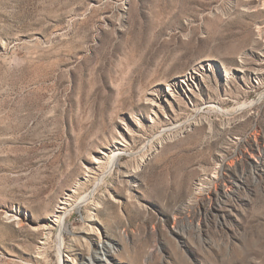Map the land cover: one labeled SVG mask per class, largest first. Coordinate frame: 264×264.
I'll use <instances>...</instances> for the list:
<instances>
[{"label": "rangeland", "instance_id": "rangeland-1", "mask_svg": "<svg viewBox=\"0 0 264 264\" xmlns=\"http://www.w3.org/2000/svg\"><path fill=\"white\" fill-rule=\"evenodd\" d=\"M103 233L118 264H264V0H0V264Z\"/></svg>", "mask_w": 264, "mask_h": 264}, {"label": "bare ground", "instance_id": "bare-ground-1", "mask_svg": "<svg viewBox=\"0 0 264 264\" xmlns=\"http://www.w3.org/2000/svg\"><path fill=\"white\" fill-rule=\"evenodd\" d=\"M197 75L200 76L199 68L193 67V69H191V70H189L183 74H177V75L173 76L170 84H167V89L166 90L160 89L158 91V93H156L157 98H159L160 100L165 99L167 101L168 98H170V96H171L172 98L176 99V96L178 93L181 95H185L187 98H192V96H194V92L192 91L190 81L195 80L197 78L196 77ZM180 77H181V79H179ZM182 84L185 85L186 88L182 87ZM175 93H177V94H175ZM149 99L151 101H149L147 99L146 102H149V104L151 106L154 107L157 105L155 103L154 98H149ZM174 125H175L174 119H173V121H168V123L165 124V126H167L166 129H170V127H172ZM115 144H116L115 148L111 149L112 159H115L118 156L122 155L123 152L125 151L124 148H122L120 146L118 147V144L124 145V143L120 142L119 140H116ZM102 160H103L102 157L98 156V157H94L92 159V162L95 163L96 166H99L101 164ZM216 178H217V176L213 175V179H210V180L217 182V181H215ZM207 179H209V178H207ZM201 181H202V178H201ZM214 184H215L214 185L215 189H217L218 185H216V183H214ZM237 185H238V183H237ZM202 186H203V184H202ZM195 189L197 190V192H200L202 187L200 186V184H198L197 187H195ZM224 196H226V195H224ZM70 200H71V198L69 196L65 197L64 200H61L60 201L61 205H58V208L56 209L55 213L53 214V218H54V219H52L53 224H54L55 228H57L61 231V234H65V232H66L65 231L66 228H64V226H63V224H64L63 221H64V217L66 215V212L70 208L76 206L75 200L74 199L71 201ZM108 237L109 236L106 233H103L102 235H100L98 238L99 240L97 241V247L95 246V248H91V249L88 248L87 253H86L87 257H85L79 261H74V259H72L73 264H118V262L116 261V258H117L116 254H117L118 249H116L115 245H113L111 242L107 241ZM62 238H63V235H62ZM58 255H59V259H60V262L58 264H72V263H70L68 258L64 260L65 255L63 254L61 247L59 248Z\"/></svg>", "mask_w": 264, "mask_h": 264}]
</instances>
